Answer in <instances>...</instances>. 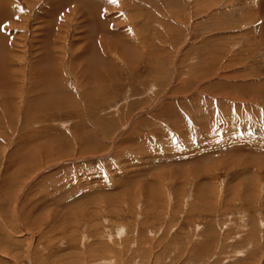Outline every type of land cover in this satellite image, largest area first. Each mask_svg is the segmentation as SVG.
Here are the masks:
<instances>
[{
  "label": "rangeland",
  "instance_id": "1",
  "mask_svg": "<svg viewBox=\"0 0 264 264\" xmlns=\"http://www.w3.org/2000/svg\"><path fill=\"white\" fill-rule=\"evenodd\" d=\"M0 264H264V0H0Z\"/></svg>",
  "mask_w": 264,
  "mask_h": 264
},
{
  "label": "bare ground",
  "instance_id": "2",
  "mask_svg": "<svg viewBox=\"0 0 264 264\" xmlns=\"http://www.w3.org/2000/svg\"><path fill=\"white\" fill-rule=\"evenodd\" d=\"M4 11V10H3ZM108 15V14H107ZM105 17H106V15H105ZM108 18V17H107ZM106 20H108V19H106Z\"/></svg>",
  "mask_w": 264,
  "mask_h": 264
}]
</instances>
